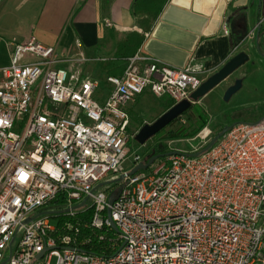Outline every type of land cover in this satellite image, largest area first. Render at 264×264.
Here are the masks:
<instances>
[{"label":"built area","instance_id":"1","mask_svg":"<svg viewBox=\"0 0 264 264\" xmlns=\"http://www.w3.org/2000/svg\"><path fill=\"white\" fill-rule=\"evenodd\" d=\"M58 62L32 37L0 66V264H264V117L236 123L198 156L180 152L168 166L128 175L143 157L124 169L126 107L147 89L173 105L189 100L208 71L136 54L108 77L101 104L98 80ZM211 137L209 127L197 134L205 144ZM123 174L110 194L96 189ZM57 199L70 208L61 226L60 214L41 212ZM87 210L89 221L75 219ZM82 228L117 249L87 251Z\"/></svg>","mask_w":264,"mask_h":264},{"label":"crops","instance_id":"2","mask_svg":"<svg viewBox=\"0 0 264 264\" xmlns=\"http://www.w3.org/2000/svg\"><path fill=\"white\" fill-rule=\"evenodd\" d=\"M262 12L259 0H2L0 66L9 63L14 44L33 37L55 50L58 67L80 68L98 80L94 97L103 104L113 89L108 77L121 76L136 54L175 68L193 62L210 76L234 55ZM158 98L166 99L160 112L171 108L170 98Z\"/></svg>","mask_w":264,"mask_h":264},{"label":"rangeland","instance_id":"3","mask_svg":"<svg viewBox=\"0 0 264 264\" xmlns=\"http://www.w3.org/2000/svg\"><path fill=\"white\" fill-rule=\"evenodd\" d=\"M257 10V3L254 1L251 7L253 22L257 20ZM259 26H262L264 29L263 12L256 26L250 33L243 36L242 42L234 49V55L244 51L248 53L250 60L210 91L205 96L206 99L199 100L193 104L189 110L184 112L179 120L158 132L144 145H141L135 137L144 125L152 124L167 111L160 112L163 101H166V99L161 100L152 92H147L145 96L136 98L131 103L133 104L132 109L130 111L127 110L129 113V126L128 155L124 163L125 170L133 167L136 155L144 157L151 148L159 144L168 145L169 151L191 154L203 149L207 145L197 138V134L203 128L209 127L212 130L211 138H213L219 132L235 123L243 121L255 123L264 117V48L262 47L259 50L255 46V36ZM239 78L243 80L242 88L230 100L225 101L224 96L228 87L233 85L235 80ZM216 98L217 102H215ZM199 114L205 116L206 124L195 136L169 137V133L172 131L180 129L191 131L193 128L198 127L204 122V119L197 117ZM160 163H165L168 166L167 157L159 158L145 171L152 172ZM119 177L118 175H109L99 183L101 185L99 189L110 194L119 187V182L116 181ZM77 204L75 203L74 206ZM65 209H67V205L57 199L44 206L41 212L49 213ZM55 262L56 260L53 259L52 263L55 264Z\"/></svg>","mask_w":264,"mask_h":264},{"label":"water","instance_id":"4","mask_svg":"<svg viewBox=\"0 0 264 264\" xmlns=\"http://www.w3.org/2000/svg\"><path fill=\"white\" fill-rule=\"evenodd\" d=\"M260 8L264 13V0H259ZM262 26H259L256 37H255V46L258 47L259 50L261 48H264V31H262ZM250 60V56L248 53L241 51L237 53L236 55L232 56L218 71L214 72L210 76H208L202 84L191 94V97L189 100H183L175 105H173L169 110H167L165 113H163L155 122L152 124H146L144 125L138 134L136 135V140L141 144L144 145L149 139H151L153 136H155L158 132L166 128L169 124H171L173 121H175L177 118L181 117L184 112L189 110L193 104L197 103L201 98L206 96L210 91H212L215 87H217L221 82L226 80L230 75H232L237 69H239L241 66H243L245 63H247ZM243 80L241 78L236 79L234 84L229 86L227 91L225 92L224 100L228 101L230 98L242 88ZM235 125V124H234ZM233 126V125H232ZM232 126L225 128L221 132H219L216 136L210 139V141L207 143V145L191 154L193 156H198L202 152L209 150L213 145L216 144V142L226 133L228 129H230ZM179 151H169L165 153H160L157 155H154L151 157L146 163L140 162L136 167H134L128 175H133L138 171L146 170L150 166H152L156 160L159 158L169 157L172 155L179 154ZM125 178V175H121L119 177L118 182L122 181ZM101 185L99 184L96 186V189L99 188ZM114 201L113 197H110L109 202L112 203ZM85 202H82L81 205L74 206L73 209L79 208L82 206ZM70 210V208H67L65 210H59L54 212H49L51 215L56 214H64L67 213ZM108 217L111 220V212L108 210ZM111 226L112 228L117 232L118 228L115 225V223L111 220ZM43 253L40 255L42 256Z\"/></svg>","mask_w":264,"mask_h":264},{"label":"trees","instance_id":"5","mask_svg":"<svg viewBox=\"0 0 264 264\" xmlns=\"http://www.w3.org/2000/svg\"><path fill=\"white\" fill-rule=\"evenodd\" d=\"M149 1H152V0H149ZM172 106H173V103H171L170 107H172ZM197 117L204 119L203 120L204 122H202L198 127L193 128L191 131H187L186 129H180L178 131H172L169 133V137L170 138H177V137H181V136H190V137L195 136L200 131V129H202L206 124L205 116L203 114H199ZM179 118H177L175 121L179 120ZM175 121H173L169 125H172ZM168 151H169L168 145L159 144L158 146H154L143 157V162L146 163L154 155H157L160 153H165ZM91 215H92V210H87L84 213L78 214L77 218H75V219H80L83 222L89 221L91 218ZM54 219L57 223V226H61V224L63 223L64 220L67 219V217L65 216V214H60L58 216H54ZM98 234H99V232H94V231L82 228V237H84L86 235L91 236V241H90L89 245L87 246V249H88L87 251L94 253V254H102V255H106V256L113 254L114 251L117 249V246L115 248V245L110 243L108 240L99 241V239L97 238ZM110 234L114 235V231L112 230L110 232Z\"/></svg>","mask_w":264,"mask_h":264},{"label":"snow or ice","instance_id":"6","mask_svg":"<svg viewBox=\"0 0 264 264\" xmlns=\"http://www.w3.org/2000/svg\"><path fill=\"white\" fill-rule=\"evenodd\" d=\"M25 177H24V175L22 174V176H21V179H24Z\"/></svg>","mask_w":264,"mask_h":264}]
</instances>
